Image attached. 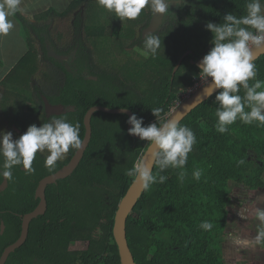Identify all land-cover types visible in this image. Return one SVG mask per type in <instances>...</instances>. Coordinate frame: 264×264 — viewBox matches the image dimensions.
Masks as SVG:
<instances>
[{"label": "trees", "instance_id": "obj_1", "mask_svg": "<svg viewBox=\"0 0 264 264\" xmlns=\"http://www.w3.org/2000/svg\"><path fill=\"white\" fill-rule=\"evenodd\" d=\"M247 2L174 0L153 30L150 27L155 14L146 7L148 11H143L137 19L128 20L135 25L132 35L136 36L140 27V35L135 37L131 48H139L149 33L157 35L161 45L154 58L142 57L133 71L130 67L125 71L116 67L105 70L95 62L90 44L103 39L107 27L97 24L99 19L89 15V0H74L63 12L52 9L34 18L18 12L14 18L27 35L28 51L7 78L20 70L18 66L26 63V59L31 61L36 56V45L40 46L43 64L40 77L34 79L33 75V82L29 79L30 89L19 86L15 87L16 92L13 89L1 92L4 101L15 102L7 107L1 104L8 127L19 138L30 125L39 127L51 118H61L79 125L83 140L84 118L94 106L130 109L143 117L144 126L156 122L151 110L159 108L157 123H163L183 100L182 79L189 86L194 84L199 76L197 65L212 46V34L205 29V24L222 23L227 13L245 15ZM73 16L74 41L61 49L54 41L55 37L63 39L53 33L55 22ZM85 20L88 24L82 25ZM119 27H113L114 36L128 38V34H120ZM48 45L69 59L59 61L50 57ZM115 47L119 53H127L124 43ZM180 60L182 64L174 76ZM254 63L256 79L264 82V55ZM147 74L153 78L150 86L146 85ZM254 82L249 81L250 85ZM238 94L243 97L245 92L241 89ZM215 96L180 123L190 128L196 138L186 165L183 169L170 167L163 172L155 165L153 175L157 182L144 190L128 217L127 238L137 264H234L225 259L233 186L260 190L262 197L264 125L255 121L247 125L237 120L227 132L219 133L215 115L219 104ZM45 99L68 111L48 116ZM127 119L128 115L102 112L93 116L92 140L80 165L72 176L49 186L47 212L33 220L26 243L10 255L7 264H122L113 235L115 215L135 180L127 172L142 159L150 145L128 134ZM76 151L70 149L66 160L57 161L53 170L45 166L47 155L39 152L33 161L34 172L29 173L22 166L12 170V180L6 181V188L0 191V258L20 237L23 216L37 207L39 199L35 191L40 181L60 170ZM241 160L243 164L239 163ZM2 163L3 157H0ZM197 170L201 172L199 180L193 176ZM181 172L185 173L183 179ZM161 175L166 177L164 183H159ZM4 182L0 177V186ZM204 221L213 227L201 228ZM254 223L258 228L259 222ZM98 226L104 228L102 235L95 234ZM79 238L88 240L87 248L73 249ZM244 262L237 264H247Z\"/></svg>", "mask_w": 264, "mask_h": 264}, {"label": "clouds", "instance_id": "obj_2", "mask_svg": "<svg viewBox=\"0 0 264 264\" xmlns=\"http://www.w3.org/2000/svg\"><path fill=\"white\" fill-rule=\"evenodd\" d=\"M172 2L174 0H98L101 7L113 12L120 20H135L146 7L157 14L167 13ZM20 4L21 0H0V36H6L14 29L10 17L23 11ZM205 29L212 34V46L197 67L199 76L207 84L204 95L211 96L216 92L215 102L219 104L215 112L216 130L225 133L237 120L247 125L254 121L264 125V82L256 79L254 63V50L264 49V0H248L245 15L227 13L222 23L209 21ZM144 43L145 54L154 58L161 45L160 39L149 33ZM249 81L255 82L250 85ZM241 89L245 92L243 97L238 94ZM246 108L250 110L246 111ZM151 112L156 122L147 126H144L143 117L131 114L126 121L131 125L128 134L139 137L156 149L153 157L161 172L170 167L183 169L196 142L193 131L180 126L175 119L158 124L161 109L155 108ZM83 144L79 125L61 118H51L39 127L30 125L17 139H13L9 131H0V157H3L0 177L5 181L12 180V170L17 166H22L29 173L34 172L32 165L37 153L45 151L48 152L45 166L53 170L57 161L70 149L79 150ZM127 175L135 177L146 190L157 182V177L142 159ZM184 175V172L180 173L181 179ZM193 176L199 180L201 172L197 170ZM158 179L159 183H164L166 177L161 175ZM255 216L259 223L253 243L259 245L264 243V208H257ZM200 226L205 230L213 227L208 221Z\"/></svg>", "mask_w": 264, "mask_h": 264}, {"label": "rangeland", "instance_id": "obj_3", "mask_svg": "<svg viewBox=\"0 0 264 264\" xmlns=\"http://www.w3.org/2000/svg\"><path fill=\"white\" fill-rule=\"evenodd\" d=\"M73 1L74 0H21L20 7L23 9V11H21L23 15L29 18H34V16H42L43 14L50 12L52 9L57 10L58 12H63V10H66V8H68ZM176 1L181 2V0ZM143 11L148 10L145 8ZM143 11L141 14L144 13ZM89 15L99 19L96 21L97 24H106L107 27L105 32L106 36L99 41L94 40L90 44L95 62L100 67L105 70H110L112 67H116L119 71H125L126 67H130L133 71V67L137 61H139L142 57L145 59L149 56L145 54L146 50L143 48L145 47L144 43L139 45V48H131V44L134 42L135 37H139L140 35L138 32L140 27H138L136 36L132 35V30L135 28V25L128 23L127 19L120 20L119 18H116L113 12L101 7L98 0H89ZM162 15L163 14L159 16L161 17ZM10 19L14 24V29L11 30L8 35L0 36V78L6 69L8 70L10 67L18 65L19 60H21L28 51L27 35L21 27V24L14 18V16L10 17ZM73 22L74 16L67 20H57V22H55L56 31H53V33L54 35L58 34L63 36V39L58 40L57 37H55L54 41L61 49L74 41L75 34ZM85 24H88L87 20L82 23V25ZM116 26H120V34H128V38H116L113 34V27L115 28ZM144 32L147 34L148 30H145ZM80 38L84 39V37L82 38V35ZM119 43H124L125 51L127 53H124L123 51L119 53L116 50L115 45ZM36 50V56H33L31 61L26 59V63L19 65L18 67L20 70L14 71V75L12 74L10 77L11 80L7 78L9 74L7 76L4 75V77L0 80V103L5 104L6 107L7 104L11 106L15 102L13 103L8 100L4 101L1 97V92L3 90L6 89L12 91L11 89H13L12 92H16L17 89H15V87L19 86H24V88L30 89V85L33 82L31 77L33 75L34 79H38L40 77L39 75L42 71L43 62L39 45H36ZM8 72L11 74L12 70L7 71L6 73ZM183 75L185 76V74ZM29 79L32 81L30 82L31 84L29 83ZM146 79V85L150 86V83L153 80L152 76L147 74ZM182 80L184 81V85L180 87L181 97L186 94L185 92L190 87L187 85L185 79ZM185 88L186 90H184ZM263 198L264 193H262L261 198L260 190L248 191L241 185L233 186V202L231 204L232 219L228 227V238L225 244V259L227 261L234 264L241 261H245L247 264H257V260H259L258 257L264 253V249L261 244L257 245L253 243L254 237L258 232V228L254 223L257 221L255 210L257 208H264ZM103 231L104 228L102 226H98L95 230V234L102 235ZM88 245V240L79 238L75 241L73 248L82 250L87 248ZM259 263H261V261Z\"/></svg>", "mask_w": 264, "mask_h": 264}, {"label": "water", "instance_id": "obj_4", "mask_svg": "<svg viewBox=\"0 0 264 264\" xmlns=\"http://www.w3.org/2000/svg\"><path fill=\"white\" fill-rule=\"evenodd\" d=\"M154 14H155V17L153 19V23L150 27V30H153V28H155V26L158 23L157 20L160 17L159 15H161L157 13H154ZM47 49H48V55L56 60L67 61L69 59L68 56L59 54L56 51H54V49H52V47H50L49 45L47 46ZM263 55H264V49L254 50V62L258 60L260 57H262ZM181 64H182V60H180V62L176 66L173 72L174 76L176 75ZM93 79L97 80L96 77H93ZM206 87L207 85L200 88L195 93H193L191 96L187 97L181 103H179L174 109L171 110L170 114L168 115L165 121L169 119H175L179 122V125H180V123L190 113H192L197 107H199L201 104H203L204 102H206L208 99H210L212 96L216 94V92H214L211 96H205L204 89ZM218 91L220 90H217V92ZM45 104H46V110L48 114L65 113L68 111V109L62 105L60 106L52 105L47 99H45ZM98 112H102V113H106L110 115H128V117L131 114H133V112L130 109H126L125 111L122 108L112 109V108H108L105 106H94L88 110L84 118V125L86 129V133L83 139L84 144L82 148L76 151L75 155L73 156L71 161L66 166H64L62 169H60L56 173L43 178L40 181L38 189H37V198L40 199V203L34 211L23 216L21 236L15 243L8 246L4 250L0 258V264H7V261L9 260L10 255L26 243L28 234H29L30 224L32 223V221L38 218L39 216L45 215V213L47 212V209H48V203H47V198H46L47 187L56 183L59 180L68 178L75 172V170L80 165L90 145V142L92 140L93 116ZM130 127L131 125L128 124V130ZM130 136L135 139H139V137L132 136V135ZM155 151L156 149L152 147L151 145H149L147 151L142 157V160L145 166L150 167L152 170V173L156 165L154 161V157H153V153ZM6 186H7V182L5 181L0 186V191L4 190ZM144 190L145 189L142 187V185L135 179L134 182L129 187L128 191L126 192L125 196L121 199L118 205L116 215H115L113 235H114L116 244L119 248L122 264H137L135 261L134 255L130 249L128 238H127V220L135 204L138 202L139 198L142 196ZM4 229L5 227L4 225H2V232L4 231Z\"/></svg>", "mask_w": 264, "mask_h": 264}, {"label": "flooded vegetation", "instance_id": "obj_5", "mask_svg": "<svg viewBox=\"0 0 264 264\" xmlns=\"http://www.w3.org/2000/svg\"><path fill=\"white\" fill-rule=\"evenodd\" d=\"M0 104H1V103H0ZM0 108H2L1 105H0ZM47 113H48V112H47ZM53 114H54V113H53ZM47 115L50 116V115H52V114H47ZM8 126H9L8 121H7L6 118L3 116V112H2V110L0 109V131H9V132H11V129H10ZM11 133L13 134V139H17V138L15 137V134H16V133H13V132H11ZM17 133H18V132H17ZM75 153H76V152H75ZM43 154L48 155V152L45 151ZM74 155H75V154H74ZM74 155H73V156H74ZM73 156H72V158H73ZM67 157H68V153H66V154L64 155V158H62L61 161L66 160ZM72 158H71V159H72ZM71 159H70V161H71ZM70 161H69V162H70ZM69 162H68V163H69ZM68 163H67V164H68ZM67 164H66V165H67ZM66 165H64V166H66ZM64 166H63V167H64ZM63 167H62V168H63ZM62 168H61V169H62ZM58 171H59V170H58ZM71 176H72V175H71ZM69 177H70V176H69ZM57 182H58V181H57ZM57 182H56V183H57ZM56 183H54V184H52V185H55ZM38 186H39V184H38ZM38 186L36 187V191H35L36 198H37V189H38ZM50 186H51V185H50ZM48 188H49V186L47 187V190H46L47 203H48V197H47V191H48ZM37 199H39V198H37ZM39 203H40V199H39ZM39 203H38V205H39ZM38 205H37V206H38ZM36 208H37V207H36ZM36 208H35V209H36ZM35 209H34V210H35ZM34 210H33V211H34ZM32 222H33V221H32ZM22 225H23V222H22ZM30 227H31V224H30ZM21 232H22V230H21ZM1 233H3V232H2V227H1ZM29 233H30V229H29ZM20 236H21V235H20ZM28 237H29V234H28ZM19 238H20V237H19ZM19 238H18V239H19ZM18 239H17V240H18ZM27 239H28V238H27ZM72 247H73V246H72ZM73 249H74V248H73ZM1 256H2V255H1Z\"/></svg>", "mask_w": 264, "mask_h": 264}, {"label": "built area", "instance_id": "obj_6", "mask_svg": "<svg viewBox=\"0 0 264 264\" xmlns=\"http://www.w3.org/2000/svg\"><path fill=\"white\" fill-rule=\"evenodd\" d=\"M207 85L200 76L194 79V84L190 86L187 91L185 92V95H182L183 100L186 99L187 97L191 96L193 93H195L197 90L200 88L204 87Z\"/></svg>", "mask_w": 264, "mask_h": 264}, {"label": "crops", "instance_id": "obj_7", "mask_svg": "<svg viewBox=\"0 0 264 264\" xmlns=\"http://www.w3.org/2000/svg\"><path fill=\"white\" fill-rule=\"evenodd\" d=\"M63 11H64V10H63ZM14 67H15V66L10 67V69H8V70L6 69V71L4 72V74L1 75L2 77L0 78V80L4 77V75L7 76L9 72H8V73H6V72L9 71V70H12ZM5 73H6V74H5ZM261 198H262V197H261ZM262 200L264 201V198H263ZM261 245H262V244H261ZM262 246H263V245H262ZM263 249H264V246H263ZM258 259H259V260H257V262H258L257 264H264V253L261 254V255L258 257ZM260 261H261V263H259ZM252 264H253V263H252Z\"/></svg>", "mask_w": 264, "mask_h": 264}]
</instances>
